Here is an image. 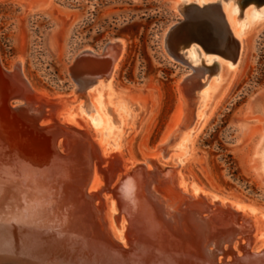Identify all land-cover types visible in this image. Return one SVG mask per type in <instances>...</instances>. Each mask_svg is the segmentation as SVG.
<instances>
[{"label": "bare ground", "instance_id": "6f19581e", "mask_svg": "<svg viewBox=\"0 0 264 264\" xmlns=\"http://www.w3.org/2000/svg\"><path fill=\"white\" fill-rule=\"evenodd\" d=\"M227 20L239 46L237 56L213 57L219 71L207 86L202 83L206 67L188 61L192 68L200 69L185 85V101L180 84L182 105L174 122L157 147L158 153L142 164L125 163L119 152L107 154L100 136L94 139L86 122L77 118V112L82 114L89 103L90 89L98 98L105 95L104 107L113 104L112 78L123 55L122 40L118 41L120 50L110 45L104 54L87 49L77 56L69 74L85 95L78 99L72 92L68 95L72 100L60 108L38 103L41 99L30 94L32 87L22 62L7 71L0 60V194H16L14 202L0 204V236L10 230L13 241H19L16 253L30 247L27 243L24 249L25 244H20L27 239L24 236L50 230L58 236L55 252L66 264H264V241L255 247L264 238V224L263 233H257L255 205L239 198L244 203L233 202L232 196L223 193L218 195L227 199L211 195L210 200L208 193L197 188L192 193L180 175L183 159L176 158L175 169L158 161L160 155L168 161L171 153L188 156L193 151L194 140L214 118L213 109L228 95L229 87L222 94L228 82L222 84L225 70L236 72L237 78L243 70L248 55L241 37L248 32L240 36L228 13ZM90 65H95V72ZM82 66L92 76L76 74ZM84 98L87 101L81 104ZM17 99L21 102L14 106L12 101ZM253 101V108L263 105L260 97ZM124 108L129 111L121 105ZM88 111L100 112L93 106ZM151 116L146 113L143 123H149ZM116 117L115 122L122 124ZM121 131L113 128L111 133ZM122 132L119 141L123 145ZM261 135L255 169L264 184V133ZM261 218L264 223V214ZM61 257L54 263L63 264Z\"/></svg>", "mask_w": 264, "mask_h": 264}, {"label": "rangeland", "instance_id": "374dc122", "mask_svg": "<svg viewBox=\"0 0 264 264\" xmlns=\"http://www.w3.org/2000/svg\"><path fill=\"white\" fill-rule=\"evenodd\" d=\"M240 1L4 0L0 2V60L7 70L22 62L32 87L28 91L41 99L74 90L69 69L82 50L100 52L110 40L121 39L124 51L112 78L113 104L104 107L101 102L105 95L98 98L90 89L89 103L83 107V113L74 111L78 119L86 122L94 139L97 134L100 136L102 149L108 148L107 154L119 152L125 163L142 164L158 153L157 147L168 134L175 113L182 105L181 80L191 72L169 59L164 50L167 29L182 19L177 7L180 10L189 5L201 7L218 3L225 20L228 13L236 33L241 36L248 32L241 37L247 61L238 78L236 72L225 70L222 84L228 82L222 94L229 87L228 95L216 111L213 109L214 118L194 140L193 151L188 156L171 153L168 161L160 155L158 161L175 169L178 168L176 158L183 159L180 175L186 190L192 193L197 188L208 193L210 200L211 195L226 198L218 195L223 193L232 196L233 202L244 203L239 201L241 199L255 205L257 233L261 234L264 184L255 169V150L264 133V2H248L242 6ZM192 15L197 19L216 18L214 13L203 11ZM185 52L193 66L206 67L202 83L206 85L210 78V82L216 78L219 67L213 65L211 59L221 56L207 53L196 44ZM90 66L95 72V65ZM86 67H79L76 74L92 76ZM130 90H134L131 96L123 94ZM257 97L263 105L253 108L250 104ZM87 98L82 99L81 104ZM123 104L129 111L121 109ZM91 106L100 112L88 111ZM149 112L151 120L145 124L143 120ZM115 115L122 124L115 122ZM113 128L120 131L123 128L121 132L126 138L123 145L119 141L121 132L112 134ZM175 145L172 148H176ZM263 241L264 238H260L255 247Z\"/></svg>", "mask_w": 264, "mask_h": 264}, {"label": "water", "instance_id": "95a60500", "mask_svg": "<svg viewBox=\"0 0 264 264\" xmlns=\"http://www.w3.org/2000/svg\"><path fill=\"white\" fill-rule=\"evenodd\" d=\"M248 2L263 3L264 0H241L239 3L243 6ZM197 11L214 13L216 18L197 19L192 15ZM178 14L182 16V19L173 22L167 29L164 35V50L169 59L180 64L181 66L187 67L191 71L187 73V75L181 80L180 94L185 101V85L188 81H190V79H194V77H196L198 70L200 69L195 67L192 68L190 66L188 60L186 59L185 50L190 48L192 44H196L202 47L207 53H211L216 56H224L227 55L226 53H228L236 57L239 46L231 35L221 6L218 3L204 5L201 7L197 5H189L183 9H180ZM208 30L210 32H207ZM119 40L121 39H112L105 44L100 52L96 50L94 51L99 54H104L110 45L117 46L120 50L122 46L120 43H118ZM112 41L114 43H112ZM84 51L85 50H82L81 52ZM77 56L74 59L72 66L75 63ZM72 66L70 67L69 71L71 70ZM73 81L75 83V88L72 91L74 98L81 99L85 93L78 88L77 80L73 79ZM71 93L62 94L64 96L56 98L53 95H50V97L45 96L41 98V100H38V103H44L51 107L55 106L60 108V106L63 104H69V102L72 100V98L68 96ZM12 102L14 106H16L19 102H21V100L17 99L13 100ZM15 198L16 194H13L12 192L7 191L4 194L1 193L0 204L14 202ZM4 231H7L6 235L0 236V264H56L54 263L56 261V257H61L59 253L57 254V252H55V247H53L54 244L55 246L57 244V242L54 243V241L58 239V236L50 230L47 232H34L24 236L27 239H25V241L21 242L20 244H25L23 245L24 249H26L25 247L27 246L28 249L25 251L23 250L22 253H20V251L17 253L15 252V248L18 246L20 247L19 241H17V243L15 240L13 241L11 234L9 233L10 230L6 229ZM38 235H42L43 237L38 238ZM27 243L30 244V247L29 245L26 246ZM44 247L47 248L46 251H44ZM50 247L53 248L48 250ZM62 260L64 262L63 264L67 263L65 259L62 258Z\"/></svg>", "mask_w": 264, "mask_h": 264}]
</instances>
